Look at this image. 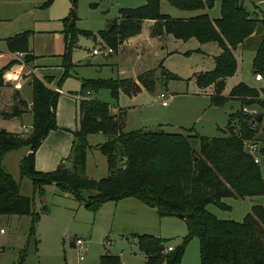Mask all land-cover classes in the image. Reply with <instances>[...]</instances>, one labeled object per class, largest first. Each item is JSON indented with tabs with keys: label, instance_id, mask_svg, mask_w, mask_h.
Masks as SVG:
<instances>
[{
	"label": "trees",
	"instance_id": "16d2710c",
	"mask_svg": "<svg viewBox=\"0 0 264 264\" xmlns=\"http://www.w3.org/2000/svg\"><path fill=\"white\" fill-rule=\"evenodd\" d=\"M54 0H46L44 8ZM163 1L183 11L211 10L220 3L221 16L213 20L207 13L190 19H175L161 11ZM245 0H146L135 9H122L120 20L111 30L98 34L79 30L76 26L78 0H72L70 16L63 20L66 52L64 74L58 85L70 76L72 49L79 36L96 41L101 38L109 47L117 48L141 34L146 21H153L151 37L172 35L189 42L195 39L201 45L215 43L220 48L214 57L215 68L198 73L199 89L213 88L211 105L223 107L232 100L239 101L240 110L230 116L224 136L205 137L193 128L185 133L160 131H125L123 114L113 113L108 103L91 99L92 91L107 89L115 99L121 92L133 98L143 90L153 93L158 78L155 71L139 75L136 79L85 80L82 82L78 102V128L73 132V144L68 158L52 172H38L36 153L50 132L57 130V108L60 93L48 87L49 79L32 78L33 103L29 107L17 94L8 111L0 112L5 119L21 118L30 111L33 126L29 132L12 133L0 130V215L31 216L32 223L27 245L33 240L37 249L36 228L40 213L34 211V199L21 195V185L5 167L6 156L29 148L20 163L21 174L28 177L35 193L45 197V187L55 185L96 212L108 202L133 197L154 208L159 216H182L189 233L178 249L165 253L166 242L153 235H135L146 264H181L187 244L197 238L201 244V264H264V205H255L242 222L221 220L207 207L214 204L230 209L226 198H254L264 196V178L259 162L246 144L258 142L262 115H250L248 107L264 108L260 93L244 83L235 86L224 96L227 79L235 75L238 61L235 51L254 49L253 70L264 78V19L253 18L244 6ZM32 32H24L6 40L12 54L30 52ZM32 55V54H31ZM34 59L32 55L26 62ZM17 62L0 70V90L3 77ZM163 82L180 80L176 74L161 67ZM262 118L258 122L259 118ZM103 135L106 141L97 146L108 163L109 174L101 180L87 176L88 152L93 149L89 137ZM199 143V150L192 145ZM87 192V193H86ZM87 194L86 197L84 195ZM49 208L44 206L43 213ZM22 261L24 258L22 257ZM101 264H121L119 257L103 256Z\"/></svg>",
	"mask_w": 264,
	"mask_h": 264
},
{
	"label": "rangeland",
	"instance_id": "374dc122",
	"mask_svg": "<svg viewBox=\"0 0 264 264\" xmlns=\"http://www.w3.org/2000/svg\"><path fill=\"white\" fill-rule=\"evenodd\" d=\"M45 1L0 0V69L10 59L6 40L30 31V52L35 56L30 62L31 66L35 67L37 76H52L58 85L65 61L62 56L65 51L64 35L61 32L65 26L62 21L70 16L72 0H54L48 8L43 7ZM145 3L146 0H78L76 26L79 30L98 34L107 30L109 24L120 20L122 9L139 8ZM244 6L253 18L264 19V0H245ZM161 11L175 19H190L204 13L211 19H219L221 16L220 3H216L211 10L183 11L163 1ZM153 25L149 27L147 24L143 27L139 44L128 46L126 43L114 49L106 45L101 38L94 41L79 36L76 46L72 49L73 66L70 68V77L61 85L64 92L61 95V103L67 98L75 100V97L79 102L82 82L85 80L136 79L143 73L155 71L158 82L153 93L145 90L130 98L121 92L119 98L115 99L110 90L101 89L93 90L90 98L108 103L112 110L117 111L118 107L126 109L127 132L163 130L167 133H185V129L193 128L201 136H224L223 130L229 124L230 116L240 110L241 104L232 100L223 107L212 106L208 94L213 92V88L209 87L208 93L198 88L196 75L213 70L212 58L198 50L200 44L195 39L184 42L172 35L151 37ZM106 48L112 51L108 57L97 52ZM207 52L218 54L220 51L216 44L212 43ZM235 56L238 69L234 76L227 79L224 96H228L238 84L244 83L257 90L264 100V78L262 81H256V75L252 73L254 49L239 48L235 51ZM162 66L181 79L163 82ZM28 72L26 70L27 74ZM48 81L52 83V79ZM51 83H48L50 88ZM7 91L11 95L10 102L13 103L14 90L7 88ZM32 93L33 88L28 80L25 82L23 97L29 101ZM161 93L169 95L167 107H163V101L159 98ZM245 112L253 116L262 115L264 108L248 107ZM25 115L28 117L24 122L28 125L31 112ZM9 125L12 127V124ZM101 137L93 135L89 139L93 149L88 152L86 172L89 178L96 181L106 178L109 174L106 157L96 150L99 143L103 142ZM258 138V142L247 143L245 148L247 151L256 148L252 152L256 159L260 160L259 166L264 178V120L259 126ZM192 145L199 150L196 140H192ZM23 152L24 149L10 153L5 160V166L21 185V195L27 193L28 197L34 199V211L41 214L36 228L38 245L36 249L33 240L27 245L31 216L0 215V264H101L103 256L119 257L121 264H146L138 241L131 234L153 235L167 241L166 248L178 249L189 233L183 219L178 216L161 217L154 208L133 197L126 199L132 198L129 201L141 202L145 206L129 203L116 207L111 204L94 212L72 196L50 185L45 187V197L41 198L35 193L32 181L21 174ZM86 196L87 194L84 195ZM223 201L230 209H220L214 204L208 205L207 209L221 220L242 222L253 206L264 205V196L226 198ZM44 206L49 208L47 213H43ZM138 207H142L141 210L138 211ZM119 213H123L125 219L122 220ZM78 240L83 242L82 247H77ZM165 253L168 252L165 250ZM181 264H201L199 239L195 238L187 244Z\"/></svg>",
	"mask_w": 264,
	"mask_h": 264
},
{
	"label": "crops",
	"instance_id": "0c3cea01",
	"mask_svg": "<svg viewBox=\"0 0 264 264\" xmlns=\"http://www.w3.org/2000/svg\"><path fill=\"white\" fill-rule=\"evenodd\" d=\"M216 19L217 18H215L213 20H216ZM62 23H63V21H62ZM147 24L150 27L151 25L154 24V22L153 21H146L144 23L143 27H145V25H147ZM63 26H64V23H63ZM64 30L61 31L63 35H64V32H63ZM26 32H29V31H26ZM141 36L142 35L140 34L134 38H131L128 41H126L124 44L127 43L128 46L137 45L140 42L139 39L141 38ZM12 37H14V36H12ZM9 38H11V37H9ZM64 41H65V39H64ZM211 44L212 43L205 44V45L200 44V48L198 50L202 51L204 53H207V55L212 58V60L214 62V68H215L214 57L219 55L221 50L218 47V45L216 44V46L218 47L220 52L218 54H209L207 52V48ZM142 46L144 47V43H142ZM7 48H8V46H7ZM65 52H66V42H65L64 54H65ZM9 54H10V59L6 62L4 67H6L8 64L12 63L13 61H16L17 64L12 66L11 69L6 72V74L10 73L11 75H13L12 80H8V79H10V77H8V79L5 76L3 77L4 86L0 90V112L8 111L14 104V101H13V103L10 102V96L11 95L7 91V88L13 89L14 93L17 94L24 102H26L29 107L32 106L33 93L31 96V100L28 101L23 97V90H24L26 81L29 80L30 84L32 83L33 76H36L41 80L52 79V83L50 85L51 88H54L55 91H57L56 89L60 90V92H59L60 98H59L58 108H57V124H58L59 128L55 131L50 132V134L47 136V138L43 142L42 146L38 149V151L36 153V163H35V167H36V170L38 172L47 173V172L55 171L58 168V166L60 165L61 161L68 158V156L70 155V152H71V148H72V144H73V140H74L73 132L76 131L78 128V118H77L78 100H77V97H75V100L67 98L63 101V103H61V98H63V97H61V95L64 94V92L61 88L62 83H61V85H57L55 83V81H53L52 76H44V77L37 76L36 71L34 69L35 67L31 66L30 62L27 63L26 62L27 60H25L23 58V62L21 63V61H18L17 59H15L14 54H12L11 52H9ZM64 54L62 55L63 57H64ZM254 55H255V52H254ZM103 56L108 57V55H105V54H103ZM24 57H25V55H24ZM34 58H35V56H34ZM63 68H64V65H63ZM26 70L29 71L28 74L26 73ZM253 71H252V73H253ZM63 74H64V71H63ZM26 76H29V78H26ZM60 81L61 80H59V82ZM226 86H227V84H226ZM31 87H32V85H31ZM143 91H145V90H143ZM203 91H205V90H203ZM206 93H208V91ZM209 93L212 94L211 92H209ZM210 94H208V95L210 96ZM65 105H66V109H65ZM165 107H167V106H165ZM117 109H118L117 111L113 110V113L117 115L118 113L121 112V114H123V116H124L125 126H126V120H127V113L128 112L126 111V109L123 110V108H121V107H118ZM28 112H30V111H28ZM26 117H28V115L24 114L21 118L5 119L0 115V127H1L0 130L4 129V130H7L8 132H12V133H22L24 131V129H27V131L29 132L33 126V115L31 113L30 119H28V122L26 121L28 123V125H26V123L24 122V119ZM9 124H12V127H10ZM99 135L102 136L101 138L103 141V142L99 143V145H100L106 141V137L101 135V134H99ZM90 137H89V139H90ZM96 150H98V149H96ZM29 152H30L29 148H25L21 160ZM7 156H6V158H7ZM6 158H5V160H6ZM5 160H4V164H5ZM87 163H88V159H87ZM259 164H260V160H259ZM50 186H55V185H50ZM50 186H47V187H50ZM55 187L57 188V186H55ZM22 195L28 197L27 193H26V195L25 194H22ZM131 199L132 198L124 199V200H121L118 202H108V203L104 204L101 207V209L107 208V206H109L111 204L112 205L115 204L116 207L121 206L123 204L125 206L126 204L128 205L129 203H132V205H134V206H145L141 202L139 203V202L135 201V203H133V201H129ZM141 208L142 207H138V211L141 210ZM116 210H118V209L116 208ZM119 215H120V218L122 220L125 219V216L123 213H119ZM126 224H128V223H126ZM135 235H144V234H131L132 237H134ZM135 239H136V237H135Z\"/></svg>",
	"mask_w": 264,
	"mask_h": 264
},
{
	"label": "built area",
	"instance_id": "2783aa9c",
	"mask_svg": "<svg viewBox=\"0 0 264 264\" xmlns=\"http://www.w3.org/2000/svg\"><path fill=\"white\" fill-rule=\"evenodd\" d=\"M97 52H99V53H102V54H105V55H109V54H111L112 53V51H111V49L109 50V48H106L105 50H102V51H97ZM14 57H15V59H17L18 61H21V63L23 62V58H24V54H21V53H14ZM7 79H8V77H10V79H8V80H12L13 79V75H11L10 73H5V75H4ZM5 78V79H6ZM255 79H256V81H262L263 80V77L260 75V74H257L256 76H255ZM58 92H60V90L59 89H56ZM168 94H166V93H161L160 95H159V98L163 101V106L165 107V106H167L168 105V103H167V100H168ZM24 131H26V132H28L27 131V129H24ZM254 149H256L255 147L252 149V151H254ZM259 162V160L258 159H256V163H258ZM76 244H77V246L78 247H82L83 246V242L81 241V240H78L77 242H76ZM80 249H82V248H80ZM173 247H167L166 248V252H171V251H173Z\"/></svg>",
	"mask_w": 264,
	"mask_h": 264
},
{
	"label": "water",
	"instance_id": "95a60500",
	"mask_svg": "<svg viewBox=\"0 0 264 264\" xmlns=\"http://www.w3.org/2000/svg\"><path fill=\"white\" fill-rule=\"evenodd\" d=\"M113 26H114V24H113V23H112V24H109V25H108V27H107L106 29H107V30H110V29H111ZM31 56H32L31 54L25 55L24 59H25V60H28V59H30V58H31ZM255 73H256V72H255V71H253V74H254V75H255ZM261 119H262V118L260 117V118L258 119V122H260V121H261ZM179 217H180V218H182V216H181V215H180Z\"/></svg>",
	"mask_w": 264,
	"mask_h": 264
}]
</instances>
